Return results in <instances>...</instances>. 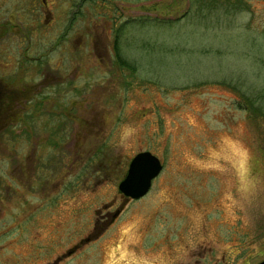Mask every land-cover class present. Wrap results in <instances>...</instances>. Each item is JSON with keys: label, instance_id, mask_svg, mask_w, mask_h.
<instances>
[{"label": "rangeland", "instance_id": "rangeland-1", "mask_svg": "<svg viewBox=\"0 0 264 264\" xmlns=\"http://www.w3.org/2000/svg\"><path fill=\"white\" fill-rule=\"evenodd\" d=\"M88 6L81 15L130 18L132 66L62 72L57 108L73 133L42 155L60 178L4 179L0 151V264H257L264 0ZM143 149L161 169L127 199L116 185Z\"/></svg>", "mask_w": 264, "mask_h": 264}, {"label": "flooded vegetation", "instance_id": "flooded-vegetation-1", "mask_svg": "<svg viewBox=\"0 0 264 264\" xmlns=\"http://www.w3.org/2000/svg\"><path fill=\"white\" fill-rule=\"evenodd\" d=\"M73 1L61 6L57 0H0V151L2 178L9 181L60 178L51 164L46 170L49 160L42 155L66 146L73 133L67 126L72 117L64 118L57 108L62 72L132 66L120 43L130 18L81 15L88 4L96 10L105 0Z\"/></svg>", "mask_w": 264, "mask_h": 264}, {"label": "water", "instance_id": "water-1", "mask_svg": "<svg viewBox=\"0 0 264 264\" xmlns=\"http://www.w3.org/2000/svg\"><path fill=\"white\" fill-rule=\"evenodd\" d=\"M158 160L156 155L150 154L147 150L133 153L126 164L123 178L116 186L123 197L135 200L145 195L151 187V180L155 177L157 171L161 169ZM118 211L119 209L113 215L115 216ZM259 264H264V259Z\"/></svg>", "mask_w": 264, "mask_h": 264}]
</instances>
